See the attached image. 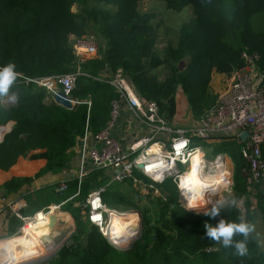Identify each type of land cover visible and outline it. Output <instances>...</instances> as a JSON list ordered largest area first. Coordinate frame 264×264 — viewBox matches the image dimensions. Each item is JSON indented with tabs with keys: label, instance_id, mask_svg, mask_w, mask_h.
I'll return each instance as SVG.
<instances>
[{
	"label": "trees",
	"instance_id": "obj_1",
	"mask_svg": "<svg viewBox=\"0 0 264 264\" xmlns=\"http://www.w3.org/2000/svg\"><path fill=\"white\" fill-rule=\"evenodd\" d=\"M162 1L170 11L180 12L187 6L193 9L192 17L177 33V40H168L163 48V13L159 17L156 12L142 11L140 0H0V67L9 62L15 64L18 78L10 93L19 97L13 104H3L0 98V125L14 121L0 142V168L10 169L20 156L34 150L41 151L33 153L32 158L47 159L40 173L68 168L71 149L84 133L88 116L93 132L103 128L109 118L110 102L117 93L109 83L94 78L106 65L112 71L121 68L138 94L157 101L168 119L176 113L179 87L194 117L211 107L215 103L210 93L213 71L230 73L242 67L244 49L257 51L261 55L260 67L264 68V0ZM75 5L77 11H73ZM89 32L97 33L102 41L98 43V55L80 64L82 71L91 76H79L74 95L90 97L92 105L68 108L49 98L45 87L27 78L76 70L78 58L71 36L81 37ZM184 59L186 66L181 68ZM231 143L222 141L215 145L226 149ZM238 158L243 166L240 152ZM100 174L97 171L86 179L83 192L96 187ZM26 180L15 177L4 185L16 190ZM165 181L159 183L160 187ZM172 183L168 200L160 201V223L152 226L144 219L143 232L140 229L141 233L126 248L105 237L84 217L81 205H74L76 199L71 201L62 211L72 217L65 209L69 210L75 218L73 243H65L45 262L34 260L32 264H264V249L253 233L248 238V255L239 257L233 248L208 238L204 227L206 223L215 227L220 219L239 222V216L253 224L259 212L264 220V186L254 184L250 189L238 182L235 195L245 197V211L230 203L213 218L176 203L179 195ZM75 188L73 181L69 193ZM252 196L256 199L254 209ZM65 198L61 196L55 203ZM103 199L135 208L118 190L104 192ZM187 201L193 207L192 199L188 197ZM235 239L243 237L238 235Z\"/></svg>",
	"mask_w": 264,
	"mask_h": 264
},
{
	"label": "built area",
	"instance_id": "obj_2",
	"mask_svg": "<svg viewBox=\"0 0 264 264\" xmlns=\"http://www.w3.org/2000/svg\"><path fill=\"white\" fill-rule=\"evenodd\" d=\"M75 40L73 46L78 58L76 70L27 80L45 87L51 99L61 95L69 99L73 107L86 104L90 108L91 98H79L74 95V91L80 75L91 76L82 71L80 64L94 57L98 47L93 35ZM241 57L244 61L243 66L236 67L230 72L227 88L219 93L215 103L196 118L195 125L191 127H176L175 123L161 112L157 101L138 94L133 82L121 68L112 71L106 65L101 74L94 78L109 83L117 93L110 102L109 119L103 128L93 132L88 116L84 133L79 139V168L75 179L66 177L56 186V191L64 194L74 180L76 190L61 202L52 203L26 216L20 211L21 205L10 203L15 215L22 221L20 233L24 232L26 225L37 220L40 212L49 215L52 210L62 209L64 204L78 198L86 179L94 171L106 168H116L118 171L108 182L91 190L79 205L82 206L85 218L97 226L105 237L118 245H130L141 228L139 221L137 225H129L124 233L126 240L122 242H116L108 235L111 207L104 201L103 194L113 183L130 182L139 190L142 197L149 198L151 191L160 192L157 183L170 178L177 186L180 200L187 208L197 210L211 205L213 193L229 187L231 173L222 153L212 159L203 156L198 163L200 169L210 173L225 169L226 173L219 183L205 187L201 204L189 206L187 197L191 193L182 185V177L193 166L191 160L201 146L199 141L207 143L222 140L237 143L244 159L242 172L247 183L252 186L254 184L264 186V68L260 67L261 55L257 51L244 49ZM1 103L13 102H10L8 97H3ZM126 107L133 111L138 122L152 130L151 134L140 135L128 147L124 146L113 133ZM6 127L5 133L11 128ZM244 132H248L245 139L242 138ZM161 133L167 137H160ZM154 145L157 146L152 151ZM217 156H220L219 160L216 159ZM141 175L150 178L152 182L144 183Z\"/></svg>",
	"mask_w": 264,
	"mask_h": 264
},
{
	"label": "crops",
	"instance_id": "obj_3",
	"mask_svg": "<svg viewBox=\"0 0 264 264\" xmlns=\"http://www.w3.org/2000/svg\"><path fill=\"white\" fill-rule=\"evenodd\" d=\"M229 82H230V73H219L216 70L213 71L212 79L210 82V93L212 95L215 94L214 95L215 101L217 100L219 93H221L223 90L227 88ZM190 114H191V118L196 121V117H194V115L192 114L190 103L188 102L183 89L179 87L176 93V113L174 117L176 118L180 115H190ZM173 118L169 120L172 121ZM7 123H8L7 125L12 128L14 121L11 120ZM9 123H12V125H10ZM194 125L195 122L191 124V126ZM4 127H0V129L3 130ZM113 133L120 139V141L124 144V146L128 147L140 135L151 134L152 130L147 126H144L140 122H138L135 118V114L133 113V111H131L128 107H126L125 109H123L122 116L119 119V122L115 127ZM160 137L164 138L167 137V135L161 133ZM79 139L77 144L71 149L72 157L70 160V166L60 172L45 171L40 173V171L46 166L47 159L44 157L32 158L31 155L33 153L40 152L41 150H34L31 151L27 156H20L17 162L8 170L0 168V241L9 239L11 237L16 238L15 235L20 233V226L22 224V221L18 216L15 215L14 211L10 207V203H17L18 206L21 205L20 211L23 215L26 216V215H31L34 212L52 203L59 201L58 198L61 196L64 197L69 194H72L69 193L70 188L64 194L58 193L56 191V186L58 182H60L66 177L75 179V175L79 168L78 165ZM221 141L222 140H219V142ZM97 171H100L101 174L98 176V181L96 182V187L94 189L108 182V180L111 179V177L118 171V169L106 168ZM97 171H94L93 173ZM15 177L27 178V180L21 186L19 185V187L16 190H8L4 184ZM73 181L74 180H72L71 182ZM126 183L132 186L133 191H135L134 198L136 199L137 196H139L140 194L139 190L134 188V186L130 182H122L120 184H126ZM108 190H115V189L109 187ZM70 202L64 204L62 209H64V207L67 206V204ZM80 202L82 203V201ZM80 202L77 204L75 202L74 205L79 206ZM65 210L68 211V213H70L71 216L73 217L72 213L69 210L67 209ZM51 213L53 214V213H62V212L60 210H57ZM27 238L31 239L30 237L27 236L21 240L9 239L4 241V243H8L9 245H12L13 243L14 244L21 243L23 245H26L30 242L24 243L21 241Z\"/></svg>",
	"mask_w": 264,
	"mask_h": 264
},
{
	"label": "rangeland",
	"instance_id": "obj_4",
	"mask_svg": "<svg viewBox=\"0 0 264 264\" xmlns=\"http://www.w3.org/2000/svg\"><path fill=\"white\" fill-rule=\"evenodd\" d=\"M139 7L142 11L156 12L159 17L161 16L160 14L163 13V17L165 18L166 21H165V26L163 25L164 27H162V30H161V31H163L161 33V35L162 36L164 35V39L161 37V39H163V41L160 43V46L162 48L166 46L168 40H171L174 42L177 40V33L180 31L182 24L189 21L190 18L192 17V14H193V9L189 6L185 7L180 12H174V11L167 10L166 4L162 0H140ZM77 10H78V6L77 5L73 6V11H77ZM94 32H89L86 35H93L95 37V41H96V44L98 47V52L96 55H94V57H95L99 53L98 43H99V41H102V39L100 38V36L97 33H94ZM86 35H83L81 37H77V36L72 35L71 36L72 44L73 45L75 44V42H76L75 39L85 37ZM185 66H186V62L184 64L183 68ZM172 122L175 123L176 127H190L191 124L195 122V120H193L191 118V114H190V115H180L176 118L174 117ZM7 124L8 123H6L5 125H0V126H6ZM218 142L219 141H210V142L206 143V142L199 141V144L202 146L201 148H202L203 154L208 159H212L213 157H215L219 153H222L223 155H225V159L228 163L229 170L231 173L230 174L229 187H226L224 189L221 188L220 190H217L212 195L211 205H209V206L206 205L204 208L197 209V210H191V209L187 208V206L180 200V196H177L176 203L178 202V204L180 206L186 208L187 210H190L193 212L196 211L197 213L204 214L208 210H210V208L213 205H215L218 201H228L227 204H230V201L233 198H235L239 201V208L242 209L243 212L245 211V207H244L245 197L244 196L239 197V196L235 195V185L239 182V184H243V185L246 184V187H248L250 189L253 187H252V185H249L247 183V181L244 177V174L242 172L243 166H241V164L238 161V159H239L238 154L240 152V146L237 143L233 142V143L227 145V148L225 149L221 145H218V146L215 145ZM198 161H199L198 163L201 162V160H198ZM202 172L203 173H210L207 171H200L197 173H202ZM190 175H193V172H192V174L190 173ZM140 178L142 179V181L144 183L149 184L152 182V180L150 178L145 177L143 175H141ZM170 180L171 179L169 178L164 183H162L163 184L162 187H160L159 183L156 184L159 186L160 192L157 193V192L151 191V193L148 195L149 198L142 197L139 194V196H137V198H139V199L134 198L135 197V194H134L135 191H133L132 186L130 184H128V183H126V184L113 183L110 187H112V189L119 190L122 193H124L125 196L134 204L135 208H132L129 205H118V204H113V203H108V205H109V207L116 208L119 211H125V210H131V209L138 210L137 212H139V219H138L139 225H140V228L142 229L141 232H143V227L145 226V223H144L145 220L144 219L149 220V222L152 226L158 225L160 223V221H159L160 212H161L160 201L162 203H165L166 200H168V195L170 193L169 188H172V186H171L172 180L171 181ZM191 181H192V178L188 179V182H191ZM75 190H76V188H75ZM177 190H178V188H177ZM178 195H179V193H178ZM86 197H87V194L85 192H83V190H82L81 195L78 198H76V204L79 203L80 201L84 200ZM252 200L254 201L253 205H252V208L254 209L256 207V205L254 204L256 202V199L252 196ZM80 204H81V202H80ZM187 204L190 206L188 201H187ZM172 206H174V204H171V207ZM193 206H195V205H193ZM55 214L58 215L61 213H53V214L51 213V214H49V216L55 217V216H57ZM72 215H73V213H72ZM70 218L72 219L71 222H70L71 219L69 220V219H66L64 217L65 222L60 221L58 223V227L60 230L67 231L69 228L70 229L72 228L73 233L76 231L75 218L74 217H70ZM253 225L255 226L253 234L256 236V238L260 244L261 249H264V220H263L262 214L260 212L256 214V219L254 220ZM123 230H125V229H123ZM37 238H38V236L35 235L33 239L27 238V239L22 240L21 242H24V243L31 242L32 240L37 239ZM62 246L57 247L55 250H51V251L46 250L44 253L38 255L37 257L22 261L19 264H32V263L37 262V261H39V263L45 262L46 260H48V258L55 256ZM3 250H4L3 248L0 249V253H1L0 264H8L5 256L2 254Z\"/></svg>",
	"mask_w": 264,
	"mask_h": 264
},
{
	"label": "bare ground",
	"instance_id": "obj_5",
	"mask_svg": "<svg viewBox=\"0 0 264 264\" xmlns=\"http://www.w3.org/2000/svg\"><path fill=\"white\" fill-rule=\"evenodd\" d=\"M6 129L7 127H4L3 130L0 129V140L3 138ZM156 146L157 145L152 146V151H154ZM203 156L205 155L203 154L202 148L200 146L198 147L197 152L195 153V155H193V159L191 160L193 161V166H191L182 177V185L186 187L187 190L191 193L189 198L192 199L194 205L202 203L205 193V187H210L212 185H215L216 183H219L223 177V174L226 173L225 169H221L220 171H216L215 173H197L200 171H204L202 169H200V171L197 170V168H199L198 160H201ZM219 158L220 156L216 157V159L218 160ZM192 172L193 175H190V173L192 174ZM190 178H192V181L188 182V179ZM57 210H60L62 213L58 214L55 217L49 215L46 216L44 212H40L35 222H31L26 225L24 232L16 234V238H9L10 240H21L28 236L32 239L35 235H37L38 239H36L35 241H32L26 245H23L21 243H13L12 245L4 243V241L9 239L0 242V249H4L2 254L5 256L8 264H19L22 261L37 257L38 255L44 253L46 250L51 249L55 245L56 240L60 239L61 234L63 233V230L59 229L58 223L60 221L65 222L64 217L69 220L71 219L61 209L52 210L51 212ZM137 211L138 210L136 209L119 211L116 208H111V218L107 227L108 235H110V237L116 242H122L123 240H126L124 236L126 228L129 225H137L139 221V212ZM70 221H72V219Z\"/></svg>",
	"mask_w": 264,
	"mask_h": 264
},
{
	"label": "clouds",
	"instance_id": "obj_6",
	"mask_svg": "<svg viewBox=\"0 0 264 264\" xmlns=\"http://www.w3.org/2000/svg\"><path fill=\"white\" fill-rule=\"evenodd\" d=\"M18 78L16 66L14 63L9 62L3 67H0V98L8 97L10 102H15L19 97L17 93H11L10 90ZM195 198V197H194ZM228 201H218L213 205L205 215L210 217H217L220 215V210ZM230 203L233 206L239 207V201L233 198ZM239 222H227L220 219L218 224L213 227L211 224H205L206 236L215 243H220L225 248H233L234 254L239 257L248 255L249 249L247 247L248 238L253 233L255 226L245 220L243 216H239ZM242 236L243 239L236 240V236Z\"/></svg>",
	"mask_w": 264,
	"mask_h": 264
},
{
	"label": "water",
	"instance_id": "obj_7",
	"mask_svg": "<svg viewBox=\"0 0 264 264\" xmlns=\"http://www.w3.org/2000/svg\"><path fill=\"white\" fill-rule=\"evenodd\" d=\"M185 62H186V59H184V60H182L181 62H180V67L181 68H183V66H184V64H185ZM54 100L56 101V102H58V103H60V104H62V105H64L65 107H68V108H73V105H72V103L70 102V100L69 99H67V98H65V97H63V96H61V95H56L55 96V98H54ZM10 125H12V123H9ZM6 126H8V125H6ZM5 126V127H6ZM4 127V126H3ZM11 130V128L7 131V132H9ZM6 134V133H5ZM248 137V132H244L243 134H242V138H247ZM140 167H142V166H140ZM72 233H73V229L71 228H69L67 231H64L63 230V233L61 234V237H60V239H57L56 240V243H55V245L51 248V249H49V251H51V250H55L57 247H59V246H62L63 244H65V243H67L68 245H71L72 243H73V239L71 238V235H72ZM137 237V235L133 238V240L135 239ZM132 240V241H133ZM114 244H116L117 246H119L120 248H126V247H128V246H125V245H118L117 243H114Z\"/></svg>",
	"mask_w": 264,
	"mask_h": 264
}]
</instances>
